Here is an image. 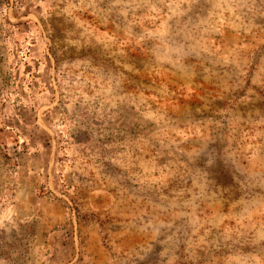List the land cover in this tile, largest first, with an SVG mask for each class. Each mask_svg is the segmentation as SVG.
Instances as JSON below:
<instances>
[{
  "label": "rangeland",
  "instance_id": "obj_1",
  "mask_svg": "<svg viewBox=\"0 0 264 264\" xmlns=\"http://www.w3.org/2000/svg\"><path fill=\"white\" fill-rule=\"evenodd\" d=\"M0 264H264V0H0Z\"/></svg>",
  "mask_w": 264,
  "mask_h": 264
},
{
  "label": "trees",
  "instance_id": "obj_2",
  "mask_svg": "<svg viewBox=\"0 0 264 264\" xmlns=\"http://www.w3.org/2000/svg\"><path fill=\"white\" fill-rule=\"evenodd\" d=\"M1 128V127H0Z\"/></svg>",
  "mask_w": 264,
  "mask_h": 264
}]
</instances>
